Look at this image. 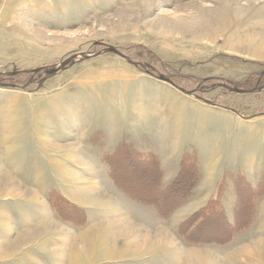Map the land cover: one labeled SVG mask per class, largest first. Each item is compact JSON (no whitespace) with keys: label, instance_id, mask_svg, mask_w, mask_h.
Wrapping results in <instances>:
<instances>
[{"label":"rangeland","instance_id":"1","mask_svg":"<svg viewBox=\"0 0 264 264\" xmlns=\"http://www.w3.org/2000/svg\"><path fill=\"white\" fill-rule=\"evenodd\" d=\"M231 1L0 0V264H264V0Z\"/></svg>","mask_w":264,"mask_h":264},{"label":"water","instance_id":"2","mask_svg":"<svg viewBox=\"0 0 264 264\" xmlns=\"http://www.w3.org/2000/svg\"><path fill=\"white\" fill-rule=\"evenodd\" d=\"M104 50L107 51V52H113V53H116V54H118V55H120V56H122V57H124V58H126V59H129L124 53L118 51L116 48H113V47H110V46H106V47L104 48ZM72 60H73V57L68 58V59H67L66 61H64V62H63V63H62L57 69L49 70V71L46 72V74H47V75H52V74H54V73H56V72H58V71H60V70H62V69H65V67H66L69 63H71ZM129 60H130V59H129ZM130 61H131V60H130ZM137 65L145 66L144 64H140V63H138ZM159 79L164 80V81H168V82H170V83H173L169 78L164 77V76H160ZM237 91H241V90H237Z\"/></svg>","mask_w":264,"mask_h":264},{"label":"bare ground","instance_id":"3","mask_svg":"<svg viewBox=\"0 0 264 264\" xmlns=\"http://www.w3.org/2000/svg\"><path fill=\"white\" fill-rule=\"evenodd\" d=\"M232 1H233V0H232ZM232 1H231V2H232Z\"/></svg>","mask_w":264,"mask_h":264}]
</instances>
